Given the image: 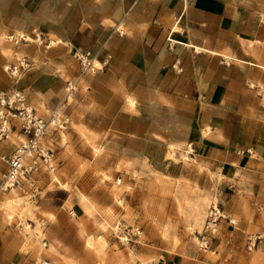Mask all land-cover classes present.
<instances>
[{
    "label": "crops",
    "instance_id": "0c3cea01",
    "mask_svg": "<svg viewBox=\"0 0 264 264\" xmlns=\"http://www.w3.org/2000/svg\"><path fill=\"white\" fill-rule=\"evenodd\" d=\"M34 31L56 45L6 40ZM76 52H91L107 65L81 76ZM22 59L29 66L15 78L9 70ZM70 81H78L72 93ZM13 88L26 94L40 116L61 108L62 128L45 141L60 169L71 160H59L74 155L91 163L111 140L130 146V161L145 152L156 168H170L169 147L179 146L189 163L179 166L178 179L198 185L203 171L223 177L217 187L234 188V173L226 176L223 170L241 169L264 195V0H0V91ZM22 140L14 135L0 141L1 170L8 169L1 157ZM45 173L24 179L15 189L18 197L0 193V203L28 198L45 212L38 223L27 224L47 247L26 242L4 225L0 264H64L71 259L54 252L67 247L60 237L64 229L80 220L84 246L95 232L84 211L42 203L37 184L49 180ZM239 198L225 194V217L235 216ZM19 232L32 237L24 226ZM175 262L168 257L159 264ZM96 264L114 262L109 256Z\"/></svg>",
    "mask_w": 264,
    "mask_h": 264
},
{
    "label": "rangeland",
    "instance_id": "374dc122",
    "mask_svg": "<svg viewBox=\"0 0 264 264\" xmlns=\"http://www.w3.org/2000/svg\"><path fill=\"white\" fill-rule=\"evenodd\" d=\"M12 36H25L29 43L45 48L56 45L40 31ZM36 36L41 39L36 40ZM8 37L6 40L19 45ZM60 129L51 128L47 137L50 131ZM47 137L43 146L50 149L45 144ZM129 147L111 140L108 148L99 151L91 163L84 164L75 155L59 160H71L70 167L65 169L59 168L53 152L54 169L42 174L49 180L41 178L37 184L42 203L56 209L78 208L90 216L95 228L85 246L79 239L80 220L64 229L60 237L65 238L67 247L54 250L71 259H64V264H96L109 256L114 264H159L168 257L175 258L176 264H264V245L260 247L264 241V195L256 193L255 178L241 169L236 172L224 169L226 176L234 173L232 177L238 183L234 188L217 187L216 180L221 182L223 177L215 179V175L202 171L195 185L177 178L182 162L189 163V155L179 146L169 147L166 158L173 162L170 168H156L145 152L140 160L130 161ZM1 171L0 186L7 172ZM230 192L240 198L234 202L235 216L227 218L223 214L229 199L224 197ZM0 193L19 196L15 189ZM216 211L221 212V217L215 230H208V222ZM44 215L28 198L8 200L0 203V229L8 225L15 235H22L26 242L33 240L44 249L47 247L44 236L35 237L27 224L28 220L38 223L36 218ZM23 226L32 236L29 240L19 232Z\"/></svg>",
    "mask_w": 264,
    "mask_h": 264
},
{
    "label": "built area",
    "instance_id": "2783aa9c",
    "mask_svg": "<svg viewBox=\"0 0 264 264\" xmlns=\"http://www.w3.org/2000/svg\"><path fill=\"white\" fill-rule=\"evenodd\" d=\"M124 34L123 32L120 33ZM41 39L36 36V40ZM16 44L29 43L25 36H12ZM76 59L80 65L81 76L92 74L103 69L107 63L99 64L91 52H77ZM26 59L20 61L19 66H13L10 73L17 78L20 70L28 68ZM78 81L67 83L69 93L77 90ZM62 110H51L47 116H40L29 104L24 92L13 88L6 92L0 91V141H9L14 135L23 138L10 156H2L1 160L7 165L0 191H11L22 186L24 179H30L40 171H52L54 169V153L43 146L51 128H61ZM15 122L19 123L18 128ZM220 211H216L208 222L207 229L215 230L220 219ZM207 247V243L204 244Z\"/></svg>",
    "mask_w": 264,
    "mask_h": 264
},
{
    "label": "bare ground",
    "instance_id": "6f19581e",
    "mask_svg": "<svg viewBox=\"0 0 264 264\" xmlns=\"http://www.w3.org/2000/svg\"><path fill=\"white\" fill-rule=\"evenodd\" d=\"M62 128V127H61Z\"/></svg>",
    "mask_w": 264,
    "mask_h": 264
}]
</instances>
